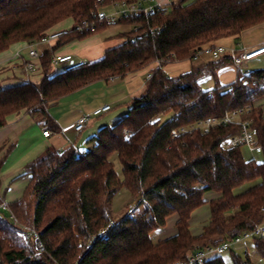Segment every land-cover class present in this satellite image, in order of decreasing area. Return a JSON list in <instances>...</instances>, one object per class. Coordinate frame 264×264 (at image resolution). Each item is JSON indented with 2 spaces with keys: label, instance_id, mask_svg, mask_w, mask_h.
<instances>
[{
  "label": "trees",
  "instance_id": "1",
  "mask_svg": "<svg viewBox=\"0 0 264 264\" xmlns=\"http://www.w3.org/2000/svg\"><path fill=\"white\" fill-rule=\"evenodd\" d=\"M135 1L0 0V54L19 43L37 42L66 20L72 23L40 54L39 82L0 87V128L9 116L25 111L56 130L48 114L51 104L90 83L125 79L154 66L128 112L111 127L99 128L90 147L48 152L26 167L23 175L29 182L23 196L8 205L9 219L0 216V264H174L264 224V115L257 105L264 98V69L237 72L227 87L220 85L217 71L230 57L175 77L163 71L167 64L191 60L206 46L264 23V0H176L149 14L122 17L113 24L131 30L122 34L120 45L83 67L48 75L58 48L111 25L95 17L98 11ZM207 76L215 83L210 90L200 86ZM235 110L251 120L262 161L246 160L241 146L221 147L241 133L240 125L173 135ZM258 179L257 185L234 193ZM122 188L144 212L113 221L111 202ZM208 192L218 197L208 201L210 218L202 233L192 235L190 216ZM172 215L177 216L175 235L153 242L151 232L163 228ZM31 230L43 252L36 249ZM254 246L264 257V240L255 238ZM205 264L224 261L213 254ZM232 264L252 262L233 255Z\"/></svg>",
  "mask_w": 264,
  "mask_h": 264
},
{
  "label": "crops",
  "instance_id": "2",
  "mask_svg": "<svg viewBox=\"0 0 264 264\" xmlns=\"http://www.w3.org/2000/svg\"><path fill=\"white\" fill-rule=\"evenodd\" d=\"M171 2H173V0L169 2H166L165 0H148L147 3L149 5L159 4L161 7H165ZM70 26H72L71 21L66 20L55 26L53 31L69 30L71 28ZM115 41V43L118 44L114 43L115 46L113 47L120 45L124 39L119 38ZM216 45H221L226 48V52L221 58H231L228 63H225L217 71V78L219 79L218 81L220 85L227 87L235 81L238 72L232 63L233 56H239L252 49L264 47V23L243 31L239 37L223 38L211 46ZM68 46L70 45H63L55 51V54H70L73 59L85 60L86 57H93L92 60H87L88 62H92L101 59L106 50L113 48L108 46L106 42H103L102 44L101 42H96L95 46L91 47V49L87 48L85 54L82 53L76 56ZM28 60V45L24 43L13 45L9 50L1 53L0 87L15 85L24 81L39 82L43 77L39 63H36V70L33 73L27 74L24 70V64ZM211 61L212 59L209 55L200 53L191 60H183L167 64L163 67V71L168 76L175 77L190 71L194 67L204 66ZM253 61L264 64V54L249 61L247 66ZM209 78L211 77L207 76L203 78L200 81V86L202 87L201 84L205 83L208 87ZM145 80L146 71H141L132 76H128L125 79L113 78L105 81L116 84L115 89H113L108 95L106 94L102 96L104 90L102 89L103 91L101 90L102 92H100L101 84L99 82L101 81H96L61 98L59 101L51 104L48 108V114L56 126V130L44 127L38 119L31 117V115L25 111L9 116L6 125L0 128V209L5 212L8 211L10 216L8 205L19 200L23 196L24 190L29 182V176L23 175L28 165L44 158L48 152L62 151L69 147H73L77 151L83 152L92 144L91 140L94 136H92V134H94L93 131L106 126L107 124L94 121L93 118L99 117L102 115L101 114L96 117H90L81 131L75 132L72 129L62 131L64 127L73 124L82 114L90 113L93 109L104 104H109L111 109L103 114L111 112L114 104H120L124 111L117 113L114 117L113 115H110L108 118L111 123L115 124L126 114L124 112L129 108L132 98L138 96L144 91ZM225 82H227V84H225ZM212 88H206V90ZM257 105L261 108L264 115V98L257 102ZM57 106H60V109L54 110ZM45 130L50 132L47 137L43 135V131ZM82 147H85V149H77ZM203 197L205 203L195 209L189 219V230L192 235H199L202 233L203 227L207 224L210 218L208 201L217 198L218 194L208 192L205 193ZM2 205H5L7 210L3 209L1 207ZM176 220V215L168 217L165 226L157 230L158 236L161 238L160 240L175 235ZM245 250L247 251L246 248ZM213 254L216 253H210L207 257H210ZM259 256L263 258L264 264V257L260 254ZM254 259H257V257L250 259L252 264L255 263Z\"/></svg>",
  "mask_w": 264,
  "mask_h": 264
},
{
  "label": "built area",
  "instance_id": "3",
  "mask_svg": "<svg viewBox=\"0 0 264 264\" xmlns=\"http://www.w3.org/2000/svg\"><path fill=\"white\" fill-rule=\"evenodd\" d=\"M169 2L171 0H165ZM148 0H137L132 3H115L110 8L112 12L107 14L105 10L98 11L95 14V17L100 19L101 21L108 22V23H115L118 19L122 17L137 15L139 13L149 14L156 9H160L161 6L158 4L149 5ZM80 29V28H79ZM66 30H54L47 32L44 34L37 42L28 45V55L29 60L24 64V70L27 74L33 73L36 70V63L39 59V53L34 49V45L36 43L41 44H48L49 46L54 45V43L61 37ZM226 48L221 45H216L213 47H205L203 48L198 54L203 53L209 55L212 60H218L225 54ZM197 54V55H198ZM264 54V47H259L257 49H252L250 51L244 52L239 56H233L232 61L233 65L236 67L238 72L241 73H248L249 71L242 70L246 69L247 63L252 59L256 58L257 56ZM196 55V56H197ZM87 60L85 59H73L72 55L64 54V55H56L52 56L51 58V65L55 68L61 67V71L63 72H70L80 67L85 66ZM147 78L151 77L150 72L146 76ZM111 109L109 104H104L100 107L93 109L90 113L82 114L73 124L64 127L62 131H67L72 129L75 132L81 131L85 124L88 122L90 117H96L103 113L108 112ZM244 111L243 110H235L226 113L221 117H208L198 123L191 125L189 127L181 128L178 131H173V135L189 133L192 131H199L202 134H208L210 130L213 128L221 127V126H228L231 124L240 125L242 131L238 135H234L225 141L222 142L221 147L223 149H229L238 146H247L249 148H255L257 145V140L254 135V131L251 128V120L242 119ZM49 131H43V135L47 137L49 135ZM137 202L134 201L132 205H129L128 209L133 211ZM3 209L7 207L2 205ZM109 227V225L107 226ZM31 233L34 235L35 240V247L39 252H43L44 249L41 246L36 234L33 230ZM256 236V238H260L264 240V224L256 227L254 230L250 232H245L238 237L233 239L226 240L222 242L219 246L213 249H205V250H196L190 253L187 256V259L184 261H178L174 264H205V260L210 253L222 254L223 252L227 251L232 247L233 244L239 243L240 238H246L248 236Z\"/></svg>",
  "mask_w": 264,
  "mask_h": 264
},
{
  "label": "rangeland",
  "instance_id": "4",
  "mask_svg": "<svg viewBox=\"0 0 264 264\" xmlns=\"http://www.w3.org/2000/svg\"><path fill=\"white\" fill-rule=\"evenodd\" d=\"M173 1H176V0H173ZM105 12L107 14H110L112 12V9L111 8L105 9ZM66 28H67V26H66ZM130 30H131V27L124 25V24H111L106 29L101 31L100 33L94 35V37L92 36V37L85 38L83 40L70 41L64 45H70V46H68V47H70V50L73 52L74 55L78 56L79 54H82V53L85 54L87 52V48L91 49V47L95 46L96 42L97 43L101 42V44L103 42H106L108 44V46L113 47V46H115V44H118V43H115L116 42L115 40L122 38L121 37L122 34L129 32ZM122 39L125 40V38H122ZM48 48H50V46L48 44L36 43L34 45V49L39 54H41L44 50H46ZM92 58L93 57H86V60L90 61V60H92ZM151 68H154V66L149 67L145 70L146 76L149 73V71L151 70ZM60 69H61V67L55 68L54 66L51 65L49 68V71L47 73H48V75H53L55 73L61 72ZM260 69H264V64L253 61V62L248 64L246 69H242V70L252 71V70H260ZM99 83L101 84L100 92H102L104 90V92H102V96H104L106 94L108 95L116 87V84L113 82L101 81ZM208 83H209L208 87L206 86L205 83L201 84L203 89L212 88L215 85L214 79L212 77L209 78ZM225 84H227V82H225ZM58 109H60V106L59 107L57 106L56 108H54V110H58ZM121 111H124L123 107H121L120 104H114L111 112H109L108 114H102L101 116L93 118V119H94V121H99L100 123L103 122V124H107L106 126L111 127L113 125V123H111V121L108 120L109 116L113 115V117H114V116H116L117 113H119ZM127 112H128V109H126V111L124 113H127ZM166 118H167L166 116L161 117L162 120H164ZM93 132H94V134H92V136L96 134L97 130H95ZM77 149H79V150L83 149L84 150L85 147L77 148ZM240 152L246 160H255L256 162H260L263 160V154H262V150L260 148H252L251 149L247 146H241ZM112 161L114 162L115 171L117 172V174L119 176H121V166H120V163L118 162L116 156L112 157ZM258 183H260L259 179L252 181V182H248V183L244 184L243 186L235 189L234 193L235 194L241 193L244 190L248 189L249 187L257 185ZM134 201L135 200H133V198L131 197V194L129 193V191L127 189L122 188L121 190H119V192L113 197V200H112L111 206H110L113 221H117L120 217H122L126 213H130V214L136 215V216L142 214L144 212V206L142 204L137 203V205H135L133 211H130L128 209L129 205H132ZM0 216L4 219H9L8 211L5 212V211H2L0 209ZM157 230H159V229L154 230L150 234V238L153 242H157L161 239L158 236ZM255 238H256V236H252V235H250L246 238L241 237L239 243L233 244L229 250L223 252V254L220 256L223 259L224 264H232V256L233 255L238 256L241 259H245L246 257H248L249 259H253V258L257 257V259H254L255 263H253V264H263V258H261L259 256L258 252L254 248V239ZM79 243H81V242H79ZM245 248L247 249V251L245 250Z\"/></svg>",
  "mask_w": 264,
  "mask_h": 264
}]
</instances>
